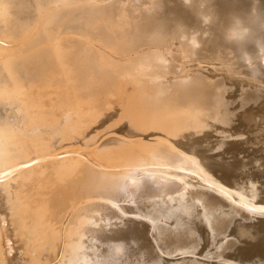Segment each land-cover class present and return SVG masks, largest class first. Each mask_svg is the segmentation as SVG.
Instances as JSON below:
<instances>
[{
  "label": "bare ground",
  "instance_id": "1",
  "mask_svg": "<svg viewBox=\"0 0 264 264\" xmlns=\"http://www.w3.org/2000/svg\"><path fill=\"white\" fill-rule=\"evenodd\" d=\"M0 264H264V0H0Z\"/></svg>",
  "mask_w": 264,
  "mask_h": 264
}]
</instances>
